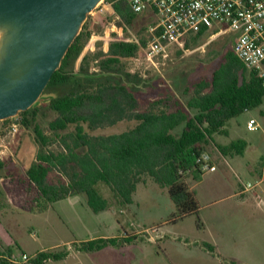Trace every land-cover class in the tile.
Segmentation results:
<instances>
[{"label":"trees","instance_id":"obj_1","mask_svg":"<svg viewBox=\"0 0 264 264\" xmlns=\"http://www.w3.org/2000/svg\"><path fill=\"white\" fill-rule=\"evenodd\" d=\"M112 7L120 18L116 22L119 31L133 28L138 14L128 3L115 0ZM90 32L84 22L60 67L45 86V93L55 94L47 102V107L55 113L47 124L48 134L36 122L38 107L18 113L20 125L31 129L38 144L34 159L22 167L30 195L28 208L42 212L55 201L84 194L87 206L95 213L111 207L123 209L132 202L137 184L146 176L167 189L175 205L170 221L196 214L199 204L189 183L197 182L204 172L197 158L211 145L223 156L243 154L246 140L237 138L220 144L213 142L212 136L227 134L225 125L229 119L263 102L264 86L260 78L230 48L209 77L192 84V94L185 104L166 87L142 109L143 98L137 91L143 79L124 72L121 61L136 56L146 41L141 37L138 42L112 39L105 51L85 54L79 69L75 70L74 63ZM205 33L202 29L193 34L186 39L185 47H189L191 39L196 43ZM91 64L96 70H91ZM74 72H119L124 78L110 74L82 76ZM123 120H134L135 124L108 135L87 132ZM54 142L59 144V150L48 149ZM5 162L0 160V169ZM136 238L135 235L97 237L80 242L76 249L95 251ZM202 245L213 251L210 244L203 242ZM68 253L67 249L41 250L29 264H44L64 258ZM4 256L12 257L11 248L0 251V264H12Z\"/></svg>","mask_w":264,"mask_h":264},{"label":"rangeland","instance_id":"obj_2","mask_svg":"<svg viewBox=\"0 0 264 264\" xmlns=\"http://www.w3.org/2000/svg\"><path fill=\"white\" fill-rule=\"evenodd\" d=\"M109 11L96 17H92L91 13L88 14L85 22L91 32L74 63L75 70L79 69L85 54H92L96 50L105 51L109 41L119 36L116 32L111 31ZM155 20L156 17L152 13L138 14L133 28L128 27L125 31L123 30L119 37H135L137 40L141 37L147 41L150 36L148 28L154 24ZM215 31L205 33L196 43H193L191 39L189 47H185V44L183 47L170 46L167 56L165 58L158 56L153 59V63L145 59L142 49L136 56L122 59L121 67L124 72L143 79V84L139 85L137 91L138 95L143 98L142 109L148 107V102L160 96L162 89L166 87L185 104L192 94V84L200 78L209 77L222 61L225 51L232 49V34L225 32L212 35L211 33ZM192 35H188L186 39ZM91 70H96L94 64H91ZM109 74L124 78V75L119 72H110ZM46 94L48 93L46 92ZM36 107H38L36 122L48 134L47 124L55 116V113L47 107V102H41ZM249 117L254 118L259 124L257 130L251 131L246 128ZM7 120L6 122L0 121V151L4 150L2 153L0 152V160L6 161L4 167L0 169V240L11 245L14 258L18 260H21L22 253L29 256L31 260L35 253L41 250L67 249L69 253L64 258L48 260L44 264H179L180 262L184 264H215L211 255L204 254L194 248L184 249L185 246H181L183 238L201 235L204 232L202 231L203 227L201 228L203 223L204 226L206 225L204 235L206 237L210 235L212 207L207 204L229 193L228 189L230 190L231 186L240 184L241 188V183H254L262 176L264 179V168L261 169L260 166V157L264 156L263 99L258 107L246 110L239 116L229 119L225 125L227 134L212 136L215 143L225 144L231 140L242 138L252 145L251 149L245 151L243 158L239 155H235L237 156L235 158L243 162L247 161L253 169L255 168L254 173L250 174L245 169L239 171L230 165L229 169H226L225 175L220 171L205 172L201 176V181L196 185L190 181L191 189L198 195L200 211L176 221H170L175 212V205L167 189L145 176L144 181L137 184L132 195V202L123 207L125 213L120 214L122 219L126 220L125 225L120 226L117 223L115 227H112L108 224L88 223L90 226L88 231L80 230L82 237L95 238L99 235H116L122 233L124 229L128 233L138 231L137 239L126 245L106 246L95 251H77L72 229L73 223L68 215H74V205L79 207V202L85 199V195L76 194L55 201L50 208L42 212L31 211L28 208L30 195L26 190L27 183L22 174V167L34 159L38 144L33 138L31 129L20 125L18 115ZM13 122L19 124L15 134L9 132ZM134 124V120H123L115 125L101 127L93 131L87 130V132L90 135H108L125 131ZM48 149L56 151L60 149V146L54 142L48 146ZM205 152L210 155L212 162L221 163L213 145ZM258 172L261 173V176ZM51 176L54 177L55 173H52ZM261 185L264 187V183ZM103 191L105 194L107 193L106 190L103 189ZM251 204L255 205V203ZM113 209L117 210L119 207ZM255 209L263 210L262 208L259 210L258 207ZM115 218L117 217L115 216ZM152 227H158L164 233V237L166 236L164 243L163 239L156 242L146 239ZM25 264H29V261Z\"/></svg>","mask_w":264,"mask_h":264},{"label":"water","instance_id":"obj_3","mask_svg":"<svg viewBox=\"0 0 264 264\" xmlns=\"http://www.w3.org/2000/svg\"><path fill=\"white\" fill-rule=\"evenodd\" d=\"M101 1L0 0V121L55 96L45 86Z\"/></svg>","mask_w":264,"mask_h":264},{"label":"built area","instance_id":"obj_4","mask_svg":"<svg viewBox=\"0 0 264 264\" xmlns=\"http://www.w3.org/2000/svg\"><path fill=\"white\" fill-rule=\"evenodd\" d=\"M115 0H102L91 12L92 17L110 13L111 31L122 35L116 24L120 20L112 3ZM130 9L136 13H152L156 20L148 28L149 38L141 47L145 59L153 63L160 56L165 58L169 47H183L188 35L204 29L212 35L229 32L232 34V51L247 69L254 70L264 86V0H125ZM117 37V39L138 42L135 37ZM115 39V38H114ZM16 122L10 125L9 132L18 131ZM259 124L254 118L246 122L248 130H257ZM4 150H1L2 153ZM1 155V154H0ZM210 155L202 152L197 161L203 171H214ZM264 172V171H263ZM263 176L254 183H241L242 192H253L254 203L258 208H264V194L257 190ZM148 232V230H147ZM164 233L158 227H152L146 239L156 242L163 238ZM7 258V257H5ZM12 264H25L30 258L22 253L21 260L7 258Z\"/></svg>","mask_w":264,"mask_h":264},{"label":"crops","instance_id":"obj_5","mask_svg":"<svg viewBox=\"0 0 264 264\" xmlns=\"http://www.w3.org/2000/svg\"><path fill=\"white\" fill-rule=\"evenodd\" d=\"M251 118V117H249ZM226 144V143H225ZM252 145L247 143V149H251ZM217 150V149H216ZM239 155V157H244V153ZM218 152V151H217ZM219 160L221 163L218 164L211 163L215 166L214 171H204L205 172H216L220 171L223 175L226 174L230 165L233 169L239 171L247 170L248 173L252 174L256 170L246 161L243 162L237 156L232 155L229 158L221 155L218 152ZM262 160V161H261ZM260 166L261 169L264 168V156L260 157ZM201 181V177L197 182H194L195 185ZM264 183V179L261 181V184ZM258 187L257 190L261 191L264 194V187L262 185ZM192 188V187H190ZM193 190V189H192ZM229 193L222 195L218 199H215L208 203V206H211L212 209V220L210 223V235L207 237L204 235L206 232V225L203 227L204 231L201 235H192L190 237H184L181 242V246H185L184 249H197L204 254L211 255V259L215 264H264V208L263 210H256L257 206L251 204L254 203L253 192H242L240 184L231 186ZM195 197L198 200V195L196 193ZM68 198V197H66ZM65 198V199H66ZM228 201V202H226ZM230 202V203H229ZM74 205V215H68L72 224V229L74 230V241L77 246L80 242L91 240L95 237H82L80 230L88 231L90 226L88 223H97L102 225H107L115 227L116 224L125 225L126 220L122 219L120 214H124L125 210L123 209H105L100 212H92V210L87 206L85 199L79 202V207ZM215 206V207H214ZM51 205L48 207L50 208ZM47 208V209H48ZM200 211V206L198 208ZM197 211V212H198ZM92 213H95L94 215ZM119 213V214H118ZM114 215V216H113ZM115 216L117 218H115ZM1 221V217H0ZM1 224V222H0ZM209 224V223H208ZM2 226V225H1ZM197 226V225H196ZM200 229V228H199ZM198 229V230H199ZM122 233H117L116 235H99L98 237H127L128 235L137 236L138 231H133L128 233L125 229L122 230ZM8 232V231H7ZM208 234V232H207ZM166 237V236H165ZM165 237L159 239L163 243ZM137 239V238H136ZM263 240V241H262ZM158 241V240H157ZM203 242L208 243L212 246L213 251L207 250L202 244ZM123 244H128L125 242ZM76 246V245H75ZM114 247V246H110ZM5 248H12L10 244L0 240V251H4ZM79 251V250H77ZM187 251V250H186ZM6 257V256H4ZM12 257L13 251H12ZM179 264H184L180 262Z\"/></svg>","mask_w":264,"mask_h":264}]
</instances>
